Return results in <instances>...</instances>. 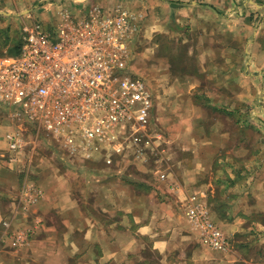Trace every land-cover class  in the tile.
Returning a JSON list of instances; mask_svg holds the SVG:
<instances>
[{
	"label": "crops",
	"instance_id": "crops-1",
	"mask_svg": "<svg viewBox=\"0 0 264 264\" xmlns=\"http://www.w3.org/2000/svg\"><path fill=\"white\" fill-rule=\"evenodd\" d=\"M35 1L0 0V15L10 18L29 11L21 6ZM43 1L40 8L48 26V21L55 23L57 12L64 5L69 8L70 3ZM124 1L133 14L146 17L142 22L146 32L177 28L200 34L201 71L181 77L184 86L177 94L186 99L178 108L185 114L193 106L212 113V139L200 135L182 117V127L188 125L192 132L183 134L181 130L178 142L199 145L193 153L184 151L185 145L177 150L176 158L169 155L166 164L154 166L148 163L149 153L144 159L132 154L120 156L109 169L81 173L94 180L83 184L80 197L65 187L55 202L49 201L51 189L40 179L44 193L23 211L17 196L29 156L11 159L7 146L17 129L0 114V232L2 220L10 217L12 230L34 228L20 247L0 242L6 247V251L0 247V264H240L238 252L227 257L200 242L185 214L191 196L205 205L225 235L247 236L244 234L252 233V225L262 232L256 234L262 243L257 253L263 260L264 8L256 3L257 13L239 18L235 9L224 10L223 1L229 0ZM124 5L117 3L115 7L126 8ZM193 81L196 85L191 89ZM193 94L208 97L210 105L202 99L192 102L189 97ZM219 119L225 120L219 123ZM200 120L207 126L204 118ZM236 128L244 134L241 140L233 135ZM224 141L239 146L227 150L226 155L208 148ZM162 142L170 140L162 136ZM216 203L223 205L220 210H216ZM242 261L252 264L244 257Z\"/></svg>",
	"mask_w": 264,
	"mask_h": 264
},
{
	"label": "built area",
	"instance_id": "built-area-1",
	"mask_svg": "<svg viewBox=\"0 0 264 264\" xmlns=\"http://www.w3.org/2000/svg\"><path fill=\"white\" fill-rule=\"evenodd\" d=\"M57 17L49 26L24 23L18 53L0 56V104L31 129L15 130L7 146L12 160L30 153L17 196L23 211L42 195L30 178L31 145L40 133L61 145L67 157L99 160L107 169L126 154L144 159L162 140L152 127V94L130 70L135 14L122 7H91L77 16L61 9ZM185 214L203 245L218 251L230 247L195 196L187 198ZM12 224L13 217L2 220L0 242L20 247L34 228L12 230Z\"/></svg>",
	"mask_w": 264,
	"mask_h": 264
},
{
	"label": "rangeland",
	"instance_id": "rangeland-1",
	"mask_svg": "<svg viewBox=\"0 0 264 264\" xmlns=\"http://www.w3.org/2000/svg\"><path fill=\"white\" fill-rule=\"evenodd\" d=\"M10 1L14 2V0ZM69 2L70 3H67L69 4V8H67L65 5L62 8L69 10L73 15L76 16L83 14V12H86L91 7H102L112 10L115 8V4L117 3L125 4L124 6L127 9L133 10L126 3H124V0H69ZM44 3L45 1L43 0H36L27 7L23 5L21 6V9L28 8L30 10L23 11L20 14L10 18L0 15V56L12 54V51L17 46V44L21 42V28L24 23L39 21L44 26H47V24L43 22V19L46 17L44 13L45 11H43V8H40L42 5H44ZM256 3L264 8L262 0L223 1V4L225 5L224 10L228 9L231 11L232 9H235L237 12L235 15H237L239 18H248V14L254 12L257 13L258 7H256ZM135 16V24L138 31L134 34L133 43L131 45L132 59L130 62V70L144 80L147 88L152 94V127L157 132L161 133L163 138L165 136L168 138V140H170V142L167 143L162 142L161 146L156 151H154V153H149L151 155L148 163H150L152 166L163 165L167 163V159L165 157L174 155L176 158L177 150L180 147H184L186 145L189 149L186 148L184 151L190 153H193L192 151H196L198 149L199 145L195 144L194 142H178V138L180 134H182L180 133L181 130L183 134H189V132H192L189 130L190 127H188V125L186 127H182L180 123L182 122L180 121L182 117L183 119L188 120L192 124V127L195 128V131H197L200 135L202 134L203 137L212 139L211 134L212 132H215L211 126V124H213L212 113L205 111L201 107L193 106L190 108V113L185 114L184 111H180L178 108L179 102L182 99H186L185 97L183 98L177 94L180 93V88H183L181 85H183L184 80H181V77L185 74L196 75L201 71L199 58L200 50L197 49L200 47V44L197 46V44L200 42V34H195L189 29L178 30L177 28L176 30L172 31L163 28L161 30H157L156 32H146V29L142 28L144 24L142 22H145L146 17L137 15ZM48 22L49 25L52 24V21ZM5 48L7 49L6 51H4ZM262 78L264 80V75ZM194 83L195 82L193 81L192 85L190 86L191 89L195 87L196 84ZM189 98L192 100V102H197V99H202V101L208 106L211 103L208 97H202L197 94H193V96ZM252 101L255 102V100ZM0 114L5 116L3 118L9 120L11 125L14 124L17 130L20 129V131H23L28 128V130L31 131L28 125L23 123V125H21L16 119L10 117L8 110L1 104ZM202 118L205 119L204 123L207 124V126H202L203 121L200 120ZM0 119L2 120V117H0ZM197 120L200 121L197 122ZM221 120L225 119H219V123ZM222 123L224 125L226 124L225 122ZM179 124L181 127H179ZM30 134L31 136L36 135V133ZM233 135L236 139L241 140L244 134L242 133V130L240 131V129L236 128V130L233 132ZM38 138V140L31 145L32 155L30 158L33 161V167L31 169L33 172H31L30 178L35 181V183H37V185L42 190V194L44 193V190L40 185V179L45 182V184H47L52 192L49 197V201L51 202H55V196L60 193L62 189V192H65V187H70L72 193H74L75 196L80 197L82 195L83 184L94 180V178L90 177V175H81V173L83 174L85 171H89L90 169L105 168L102 162L99 160L91 161L75 157H67L64 155V148L61 145L45 140V137L41 133L38 135ZM252 139L253 138L251 136V140ZM251 144L249 149L253 150L254 148ZM236 146H239V144H235L234 142L227 144L226 141H224V144L221 145L209 144L208 148H213L216 151L219 149V153L221 155H226L227 150L230 152L232 151L230 149L232 147L235 148ZM26 154L30 156L28 151ZM172 169L174 170L175 168L173 167ZM64 194L65 193H63V195ZM63 204L65 203L63 202ZM215 206L219 208L216 210H220L221 206L223 205L216 203ZM111 217L113 218V216H110L109 218ZM262 220H264V218L261 219V221ZM257 231V228L252 225L250 228V232L252 233L247 232L248 234H244L247 236L228 235L230 239V247L226 251L212 250L227 257H232L231 255L233 252H238L239 256H241V259L237 262H241L240 264H247L242 261L243 257L247 258V260L252 264H264V259L262 260L260 256H258L259 252L257 253V247H260L262 244L261 238L257 237V234L262 232ZM0 247L3 248V251H6V247L2 243H0ZM244 251H246V253ZM250 253L253 254L252 258L248 256Z\"/></svg>",
	"mask_w": 264,
	"mask_h": 264
},
{
	"label": "trees",
	"instance_id": "trees-1",
	"mask_svg": "<svg viewBox=\"0 0 264 264\" xmlns=\"http://www.w3.org/2000/svg\"><path fill=\"white\" fill-rule=\"evenodd\" d=\"M19 48H20V43L17 44V46L14 48V50L12 51V54H16V53H18ZM100 170H101V169H90L89 171H91V172H95V171H100Z\"/></svg>",
	"mask_w": 264,
	"mask_h": 264
}]
</instances>
